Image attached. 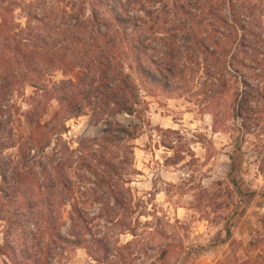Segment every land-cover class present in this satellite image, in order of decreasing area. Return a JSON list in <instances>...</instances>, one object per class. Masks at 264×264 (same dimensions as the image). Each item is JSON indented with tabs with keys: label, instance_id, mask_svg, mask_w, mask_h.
Masks as SVG:
<instances>
[{
	"label": "trees",
	"instance_id": "1",
	"mask_svg": "<svg viewBox=\"0 0 264 264\" xmlns=\"http://www.w3.org/2000/svg\"><path fill=\"white\" fill-rule=\"evenodd\" d=\"M60 2L0 0V196L8 205L0 207V264H55L71 246L96 261L116 257L121 239L109 225L136 211L124 172L134 164L148 111L125 61L166 93L204 98L215 126L231 112L256 125L264 119V0H75L63 8ZM60 70L77 71L76 78L58 81ZM27 85L37 98L61 105L59 135L89 111L106 123L102 136L84 138L73 150L75 178L63 157L57 175L40 182L50 123L34 119L30 137L17 133L16 96ZM123 113L140 123L120 125L114 119ZM89 201L99 213H90Z\"/></svg>",
	"mask_w": 264,
	"mask_h": 264
},
{
	"label": "rangeland",
	"instance_id": "2",
	"mask_svg": "<svg viewBox=\"0 0 264 264\" xmlns=\"http://www.w3.org/2000/svg\"><path fill=\"white\" fill-rule=\"evenodd\" d=\"M73 2L61 0V8ZM87 12L91 14V1ZM25 15L18 9L17 18L23 24ZM125 71L133 76L148 106L142 134L134 142V164L124 172L131 181L128 186L136 211L123 217L122 225H109L110 234L121 239L116 257L96 261L84 248L71 246L55 264H264L263 116L256 125L255 120L244 121L231 112L215 126L204 109V98L164 92L149 84L132 60L125 61ZM76 74L60 70L55 79L76 78ZM16 101L20 112L15 127L20 136L27 138L35 132L34 119L50 123L43 136L40 182L57 175L63 157L75 178L79 163H75L73 150L84 138L102 136L106 123H96L89 111L70 119L68 130L59 135L54 127L64 113L60 114L57 100L37 98L35 89L27 85ZM114 120L126 127L140 123L125 113ZM243 122L251 126L249 132L241 129ZM89 203L90 213H99V205ZM0 207H8L1 196ZM70 210L65 208L64 232L70 227ZM4 226L0 221V244Z\"/></svg>",
	"mask_w": 264,
	"mask_h": 264
}]
</instances>
